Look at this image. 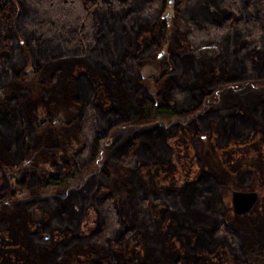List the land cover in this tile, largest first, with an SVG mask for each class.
I'll return each mask as SVG.
<instances>
[{
	"label": "trees",
	"instance_id": "trees-1",
	"mask_svg": "<svg viewBox=\"0 0 264 264\" xmlns=\"http://www.w3.org/2000/svg\"><path fill=\"white\" fill-rule=\"evenodd\" d=\"M173 30L213 51H171L158 77L166 84L152 91L142 59ZM64 57L79 60L68 75L79 145L58 171L0 170V202L13 195L33 223L20 231L0 216V264H146L145 250L158 264L161 246L164 264H264V0H0V85L18 83L0 94V149L15 163L37 130L19 102L45 93L59 69L36 80L25 63L35 73ZM235 82L250 86L218 104L213 91ZM204 132L235 185L255 181V247L227 220L220 179L202 166ZM117 167L133 197L127 212L109 186ZM37 244L50 248L48 263Z\"/></svg>",
	"mask_w": 264,
	"mask_h": 264
},
{
	"label": "rangeland",
	"instance_id": "rangeland-1",
	"mask_svg": "<svg viewBox=\"0 0 264 264\" xmlns=\"http://www.w3.org/2000/svg\"><path fill=\"white\" fill-rule=\"evenodd\" d=\"M178 24L182 30L187 29V25L182 19L178 20ZM161 47L166 51V57H168L171 51L181 52L189 50L190 53L213 51L211 46L200 48L189 47L188 44L183 42L182 36L178 30H173L172 33L168 32ZM159 48L160 46L155 50L153 55L142 59L140 66V73L143 76L148 77L145 79L148 86L147 88L150 87V90L152 91L166 84V79L164 77L158 78L160 77L159 75L162 70L161 57L156 56V51H158ZM78 61L77 57L59 58L50 62H45L35 73L32 70L34 69L33 65L30 62L25 63V66L32 68L30 71L32 75H29L28 77L35 78L36 80L47 77L53 68L59 67L58 75L55 76V83L47 84L45 93L38 92L32 98L19 102L21 118L24 123L32 121L37 125L36 134L32 141L25 144L24 149L25 158H27L32 164H36L37 162H47L48 165L52 167L50 170H61L70 154L79 145V139L74 133L73 124L71 125V123H69L70 119L77 111L78 106L76 103L72 102L70 98L71 84L68 78L69 73L77 66L76 62ZM150 73L153 75H149ZM17 84V80L14 79L4 82L0 85V94L4 98H8L10 92L15 89ZM248 85L249 83L245 82H235L231 85L219 86L213 91V93L215 92L214 94L217 96V103L225 105L234 100L235 91L239 88L248 87ZM39 118H43L44 120L38 121ZM196 149L201 158L202 166L213 171L220 179V193L224 201V213L227 220L232 222L239 230L244 238V244L246 247H255L250 239L251 227L256 223V217H260V212L257 206L259 192L257 187H255V181L251 180L240 185H235L232 182L230 174L220 166L217 158L218 139L214 134L204 132L199 135ZM6 156L7 155L0 149V170L4 173L17 172V176L20 175V167ZM179 176L180 175H178V177ZM166 180L167 178L162 179V181ZM126 181V172L119 167H117V169L111 174L109 180V186L115 192L116 201L123 206L125 212L130 209V205H133V197L131 192L127 191ZM232 187L254 188L258 192L256 202L244 213L236 214L231 209L229 194ZM50 188L51 187H48L47 189ZM52 189L60 190L61 187H54ZM16 192V197L23 196V193L20 190H17ZM9 197L12 198L13 195H7L5 198L6 200L0 202V216H3L7 220L9 226L17 228L20 231L25 228H31L33 223L26 217L22 207L14 202L15 197L7 200ZM41 215L42 212L39 208L33 209L32 218L34 220ZM147 235L152 240H155V236L151 232H147ZM149 243L150 247L155 248V241H149ZM35 249L36 255L40 256L44 262L46 261V263H48L50 248L46 244H37L35 245ZM147 251L148 250L144 251L146 264H154L155 255L149 257ZM162 253V246L160 247V250L156 249V259L158 264H164L162 263Z\"/></svg>",
	"mask_w": 264,
	"mask_h": 264
},
{
	"label": "water",
	"instance_id": "water-1",
	"mask_svg": "<svg viewBox=\"0 0 264 264\" xmlns=\"http://www.w3.org/2000/svg\"><path fill=\"white\" fill-rule=\"evenodd\" d=\"M171 14H172L171 8L167 7L163 11L162 16L171 15ZM206 46L208 45L206 44L205 47ZM166 54H167L166 51L162 47H160L158 51H156V56H159L161 58H165ZM31 69H32L31 67L24 66V70L31 71ZM149 75H153V74L150 73ZM42 120L44 119L43 118L38 119V121H42ZM20 166L22 168L27 167L28 169H32V170H36V169L48 170L52 168L50 167V165H48L47 162H38L36 164H32L29 162L27 158H24L20 162ZM7 174L12 175L10 172H7ZM257 198H258V192L254 188L232 187L230 189V194H229L230 206L232 211L236 214L244 213L245 211L249 210L252 207V205L256 202Z\"/></svg>",
	"mask_w": 264,
	"mask_h": 264
},
{
	"label": "flooded vegetation",
	"instance_id": "flooded-vegetation-1",
	"mask_svg": "<svg viewBox=\"0 0 264 264\" xmlns=\"http://www.w3.org/2000/svg\"><path fill=\"white\" fill-rule=\"evenodd\" d=\"M24 158H25V156L23 157V159H24ZM23 159H22V160H23ZM22 160H21V161H22ZM21 161H20V162H21ZM20 162H18V163H16V164L20 167L21 171L24 170V169H28L27 167L22 168V167L20 166ZM14 163H15V162H14ZM37 163H38V162H37ZM31 170H32V169H31ZM36 170H38V169H36ZM48 170H50V169H48ZM38 171H41V170H38ZM42 171H46V170H43V169H42ZM10 173H11L12 175H14V176H17V172H14V173H13V172H10Z\"/></svg>",
	"mask_w": 264,
	"mask_h": 264
}]
</instances>
